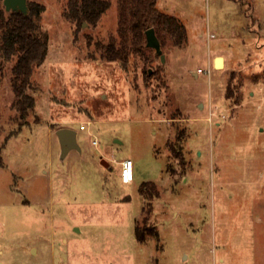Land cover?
Listing matches in <instances>:
<instances>
[{
    "label": "rangeland",
    "instance_id": "obj_1",
    "mask_svg": "<svg viewBox=\"0 0 264 264\" xmlns=\"http://www.w3.org/2000/svg\"><path fill=\"white\" fill-rule=\"evenodd\" d=\"M27 1L49 44L21 122L0 59V264H264V0H159L184 44L162 32L163 62L145 35L126 66L106 57L120 0L96 26Z\"/></svg>",
    "mask_w": 264,
    "mask_h": 264
},
{
    "label": "trees",
    "instance_id": "obj_2",
    "mask_svg": "<svg viewBox=\"0 0 264 264\" xmlns=\"http://www.w3.org/2000/svg\"><path fill=\"white\" fill-rule=\"evenodd\" d=\"M159 0H120L121 46L112 39L106 49V57L111 62L121 61L124 66L131 54H143L145 32L153 28L160 41V34L167 32L176 46L184 44L186 30L179 20L161 12L157 8ZM106 0H68L65 17L77 22L78 26L87 23L96 26L101 17L110 9ZM29 14L7 13L0 0V59L15 61L12 68L11 84L15 95L12 104L24 121L35 110V99L27 93L34 68L41 66L47 57L49 38L41 32L39 20L45 11L44 6L29 3ZM161 43V41H160ZM162 47V43H161ZM143 193L144 190L142 189ZM139 241H144L140 229L135 230Z\"/></svg>",
    "mask_w": 264,
    "mask_h": 264
},
{
    "label": "water",
    "instance_id": "obj_3",
    "mask_svg": "<svg viewBox=\"0 0 264 264\" xmlns=\"http://www.w3.org/2000/svg\"><path fill=\"white\" fill-rule=\"evenodd\" d=\"M3 6L7 13L10 12H21L24 15L29 14L28 1L27 0H3ZM146 35V46L150 49L155 50L157 56L164 62L165 58L163 55L161 43L153 28L148 29L145 32ZM60 147H61V159H65L72 150H79V144L77 142V132L72 129H60L56 132ZM102 165L108 167L105 161H102Z\"/></svg>",
    "mask_w": 264,
    "mask_h": 264
},
{
    "label": "built area",
    "instance_id": "obj_4",
    "mask_svg": "<svg viewBox=\"0 0 264 264\" xmlns=\"http://www.w3.org/2000/svg\"><path fill=\"white\" fill-rule=\"evenodd\" d=\"M85 126H81L80 130H85ZM93 145L97 146L98 142L97 140L93 141ZM133 162L131 160H126L123 161L121 163V174H120V178H121V182L125 185H129L131 183H133L134 180V172H133Z\"/></svg>",
    "mask_w": 264,
    "mask_h": 264
},
{
    "label": "bare ground",
    "instance_id": "obj_5",
    "mask_svg": "<svg viewBox=\"0 0 264 264\" xmlns=\"http://www.w3.org/2000/svg\"><path fill=\"white\" fill-rule=\"evenodd\" d=\"M215 63H216V68L217 69H223V67H224V61H223L222 58L216 59Z\"/></svg>",
    "mask_w": 264,
    "mask_h": 264
},
{
    "label": "crops",
    "instance_id": "obj_6",
    "mask_svg": "<svg viewBox=\"0 0 264 264\" xmlns=\"http://www.w3.org/2000/svg\"><path fill=\"white\" fill-rule=\"evenodd\" d=\"M216 57H217V56H214V58H213L214 61H215ZM218 58H222V59H223V61H224V67H225V66H226V63H225V59H224V57L220 55V57H218ZM77 136H78V134H77ZM133 172H134V168H133ZM133 181H134V180H133Z\"/></svg>",
    "mask_w": 264,
    "mask_h": 264
}]
</instances>
